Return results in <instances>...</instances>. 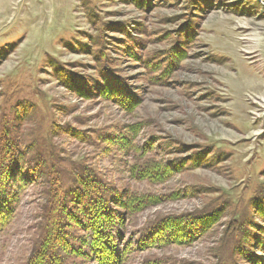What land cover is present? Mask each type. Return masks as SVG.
Wrapping results in <instances>:
<instances>
[{"label": "rangeland", "instance_id": "1", "mask_svg": "<svg viewBox=\"0 0 264 264\" xmlns=\"http://www.w3.org/2000/svg\"><path fill=\"white\" fill-rule=\"evenodd\" d=\"M104 76L128 99L98 90ZM7 141L42 176L0 222V264H27L46 173L70 187L81 170L151 202L126 222L123 264H264V1L0 0ZM190 213L212 215L191 243L138 244Z\"/></svg>", "mask_w": 264, "mask_h": 264}, {"label": "trees", "instance_id": "2", "mask_svg": "<svg viewBox=\"0 0 264 264\" xmlns=\"http://www.w3.org/2000/svg\"><path fill=\"white\" fill-rule=\"evenodd\" d=\"M195 3L198 4L199 0ZM116 86L110 76H104L97 89L106 91L113 100L121 102L122 97L127 98L126 93L115 89ZM24 157L23 148L16 143L7 141L0 147V222L4 223L11 214L19 200V191L39 182L42 176L38 164L26 163ZM140 174L142 176V170ZM150 175L162 179L168 173L160 165L154 166ZM46 176L48 183L39 235L26 263L74 264L73 258L80 256L95 264H123L129 254L128 244L124 241L126 222L138 208L150 204V200L130 196L126 192L112 194L101 177L90 170L77 172L70 187L62 186L60 180L47 173ZM202 215L190 213L158 218L149 231L142 232V241L138 244L158 247L160 242H164L163 246L191 243L204 235L210 225L208 222L212 215L207 218ZM71 229L82 234L73 235Z\"/></svg>", "mask_w": 264, "mask_h": 264}, {"label": "water", "instance_id": "3", "mask_svg": "<svg viewBox=\"0 0 264 264\" xmlns=\"http://www.w3.org/2000/svg\"><path fill=\"white\" fill-rule=\"evenodd\" d=\"M264 1V0H263Z\"/></svg>", "mask_w": 264, "mask_h": 264}]
</instances>
